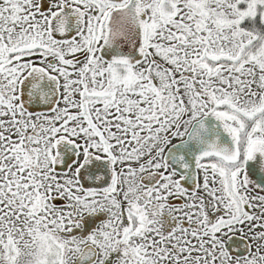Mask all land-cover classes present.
<instances>
[{"label":"snow or ice","instance_id":"6c2138e0","mask_svg":"<svg viewBox=\"0 0 264 264\" xmlns=\"http://www.w3.org/2000/svg\"><path fill=\"white\" fill-rule=\"evenodd\" d=\"M0 264H264V0H0Z\"/></svg>","mask_w":264,"mask_h":264}]
</instances>
